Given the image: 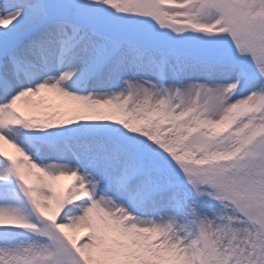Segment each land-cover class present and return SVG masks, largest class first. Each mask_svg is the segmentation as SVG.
I'll use <instances>...</instances> for the list:
<instances>
[{
    "label": "snow or ice",
    "instance_id": "snow-or-ice-1",
    "mask_svg": "<svg viewBox=\"0 0 264 264\" xmlns=\"http://www.w3.org/2000/svg\"><path fill=\"white\" fill-rule=\"evenodd\" d=\"M0 264H264V0H0Z\"/></svg>",
    "mask_w": 264,
    "mask_h": 264
},
{
    "label": "rangeland",
    "instance_id": "rangeland-1",
    "mask_svg": "<svg viewBox=\"0 0 264 264\" xmlns=\"http://www.w3.org/2000/svg\"><path fill=\"white\" fill-rule=\"evenodd\" d=\"M63 183H67V182L65 181V182H63Z\"/></svg>",
    "mask_w": 264,
    "mask_h": 264
}]
</instances>
